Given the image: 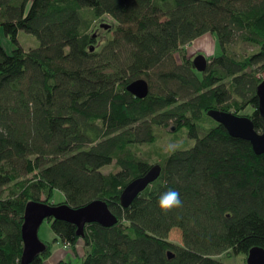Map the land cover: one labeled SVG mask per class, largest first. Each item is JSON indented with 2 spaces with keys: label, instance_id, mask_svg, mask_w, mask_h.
<instances>
[{
  "label": "trees",
  "instance_id": "obj_1",
  "mask_svg": "<svg viewBox=\"0 0 264 264\" xmlns=\"http://www.w3.org/2000/svg\"><path fill=\"white\" fill-rule=\"evenodd\" d=\"M102 16L112 34L98 44L91 23ZM0 28L13 46L8 54L0 44V264H20L29 201L80 208L101 200L117 219L86 224L82 236L45 219L53 238L30 264H48L59 243L74 252L81 242L83 255L55 264H225L223 256L264 249V154L206 115L249 107L264 132L255 94L264 0H0ZM19 31L38 46L22 49ZM205 34L220 54L197 72L183 47ZM236 43L253 50L235 57ZM139 78L149 90L142 99L126 90ZM204 118L214 125L201 131ZM169 124L194 143L164 156L158 178L123 208L122 189L152 166L138 146ZM168 190L183 204L165 215L158 201Z\"/></svg>",
  "mask_w": 264,
  "mask_h": 264
},
{
  "label": "water",
  "instance_id": "obj_2",
  "mask_svg": "<svg viewBox=\"0 0 264 264\" xmlns=\"http://www.w3.org/2000/svg\"><path fill=\"white\" fill-rule=\"evenodd\" d=\"M192 64L196 71L203 72L207 65L206 58L202 54L197 55L192 60ZM126 90L139 99L146 97L149 91L147 82L142 78L130 82ZM255 94L258 113L264 118V80L256 86ZM206 115L221 125L229 136L247 141L255 154H264V132L256 130L249 117L216 109L207 110ZM160 170V165H152L146 174L125 185L119 196L121 206L128 207L140 192L158 178ZM47 218L73 224L77 228V236H82L86 224L96 223L103 227H111L117 222L106 203L101 200H93L80 208H71L67 204L48 205L29 201L24 207L23 221L20 227L22 240L20 264H30L39 253L45 250L46 245L38 238V230ZM167 257L171 258L172 255L168 253ZM245 264H264V249L261 247L250 248L246 254Z\"/></svg>",
  "mask_w": 264,
  "mask_h": 264
},
{
  "label": "rangeland",
  "instance_id": "obj_3",
  "mask_svg": "<svg viewBox=\"0 0 264 264\" xmlns=\"http://www.w3.org/2000/svg\"><path fill=\"white\" fill-rule=\"evenodd\" d=\"M102 24L109 26V28L108 29L105 27L103 28L101 26ZM91 30L92 33L96 35L98 44H100L103 41H105V39L111 37L112 20L107 16H102L91 23ZM16 39L18 41V44L24 50H28L30 48H36L38 46L37 39L34 36L25 33L23 31H19L17 33ZM0 44L4 48L5 52L8 54L13 49L10 40L4 36L2 32V28H0ZM252 50L253 48L247 44L236 43L231 47L230 53L235 57H241L243 55L249 54ZM183 51L185 57L188 60L192 61L197 55L202 54L206 58L207 63L210 62L211 58L216 57L220 54L216 40L209 34H205L202 37L194 40L189 45H186L185 47H183ZM175 59L176 61L181 60V58L178 55L175 56ZM197 75L199 76V73H197ZM258 77L264 79V74H259ZM251 112L252 109L247 107L245 110L240 112V114L241 116H246L247 114L250 115ZM213 125H214L213 122L204 118V122L202 123L201 126V131H205L206 129L212 127ZM172 128L173 130H171ZM154 133L156 134L155 143H153L152 145H139L137 151L138 155L151 165H155L159 163L164 156L168 155L172 151L176 149L189 148L194 143V140L187 136L185 129L176 131L173 124H169L167 127L155 128ZM115 170L116 169L112 165L103 168V172L105 173ZM41 199H43V196H41ZM60 201H62L60 194L59 193L54 194V198L52 202L59 203ZM51 234L52 233L48 227V224L46 220H44L39 227L38 238L41 242L48 241V238L46 237L50 236ZM169 240L178 243L180 241L178 237V233L173 232L170 235ZM54 246L55 248L58 247V249L52 251L48 259L45 260V263L55 264L63 259L64 260L71 259L73 262H76L75 257L77 258L82 257L83 255V248L81 242H78V244L75 246L74 252L71 249H64V247L60 246V243L55 244ZM222 258L221 259L225 264L245 263V256L242 254L230 255L228 257L223 256Z\"/></svg>",
  "mask_w": 264,
  "mask_h": 264
},
{
  "label": "clouds",
  "instance_id": "obj_4",
  "mask_svg": "<svg viewBox=\"0 0 264 264\" xmlns=\"http://www.w3.org/2000/svg\"><path fill=\"white\" fill-rule=\"evenodd\" d=\"M182 200L180 194L176 190H168L165 192L158 201V208L162 214H168L177 208L182 207Z\"/></svg>",
  "mask_w": 264,
  "mask_h": 264
},
{
  "label": "crops",
  "instance_id": "obj_5",
  "mask_svg": "<svg viewBox=\"0 0 264 264\" xmlns=\"http://www.w3.org/2000/svg\"><path fill=\"white\" fill-rule=\"evenodd\" d=\"M47 238H48V240H49V239L53 238V236L50 235V236H48ZM60 246H61V245H60ZM57 249H58V247H57V248H54V250H57ZM59 249H60V248H59Z\"/></svg>",
  "mask_w": 264,
  "mask_h": 264
},
{
  "label": "bare ground",
  "instance_id": "obj_6",
  "mask_svg": "<svg viewBox=\"0 0 264 264\" xmlns=\"http://www.w3.org/2000/svg\"><path fill=\"white\" fill-rule=\"evenodd\" d=\"M48 219H49V218H48ZM44 227H45V226H44ZM48 232H49V231H48ZM45 233H46V232H45ZM43 235H44V234H43ZM45 235H46V234H45ZM46 238H47V237H46ZM46 238H45V239H46Z\"/></svg>",
  "mask_w": 264,
  "mask_h": 264
}]
</instances>
